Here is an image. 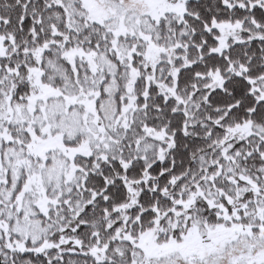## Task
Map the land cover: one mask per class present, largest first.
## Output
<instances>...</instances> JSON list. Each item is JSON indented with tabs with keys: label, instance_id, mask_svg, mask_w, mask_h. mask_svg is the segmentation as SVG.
I'll use <instances>...</instances> for the list:
<instances>
[{
	"label": "snow or ice",
	"instance_id": "6c2138e0",
	"mask_svg": "<svg viewBox=\"0 0 264 264\" xmlns=\"http://www.w3.org/2000/svg\"><path fill=\"white\" fill-rule=\"evenodd\" d=\"M0 264H264V0H0Z\"/></svg>",
	"mask_w": 264,
	"mask_h": 264
}]
</instances>
